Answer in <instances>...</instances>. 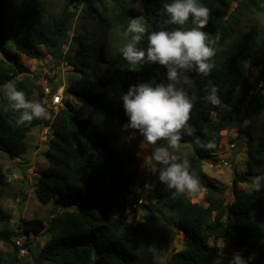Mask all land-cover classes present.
<instances>
[{
    "label": "trees",
    "instance_id": "obj_1",
    "mask_svg": "<svg viewBox=\"0 0 264 264\" xmlns=\"http://www.w3.org/2000/svg\"><path fill=\"white\" fill-rule=\"evenodd\" d=\"M139 1L136 7V0H65L60 12L48 14L44 0H0V85L11 82L31 101L38 93L36 102L45 106L43 87L22 57L40 59L47 52L80 74L69 91L89 106L83 114L67 101L66 108L53 116L18 125V114L0 94V150L12 158L24 155L28 152L26 136L33 126L52 130L46 151L49 164L36 192L44 204L55 202L64 208L54 212L48 224L40 217L24 220L27 233H49L50 238L32 262L17 258V264H161L151 246L168 249L174 237L169 217L183 231L184 246L166 264H228L236 251L245 259L252 257L249 264H264V187L255 191L251 186L252 177L259 174L254 169L264 171V95L254 90L264 82V25L240 27L246 9H255L264 19V0H237L235 7L233 0H200L209 9L203 31L214 42L212 69L208 76L189 73L192 83L178 85L196 97L188 122L195 132L182 134L180 141L192 146L191 152L182 154L200 181L199 190L192 194L176 193L161 183V165L145 172L140 139L134 130L122 128L127 117L120 96L129 84L155 85L165 80L162 66H131L120 55L119 49L131 37L126 32L129 21L142 18L148 32L179 27L164 24L163 6L171 0ZM76 2L85 3L81 14ZM90 21H94L93 29ZM183 27H194L191 17ZM120 33L128 35L126 41H120ZM106 35L105 67L96 71L95 56ZM138 47L147 48V33ZM253 68L257 69L256 86L250 82ZM209 83L218 89L217 105L203 99ZM60 86L53 85V92ZM242 123L254 149L248 157L250 168L244 173L235 169L232 197L226 201V187L204 173L203 161L216 154L224 131ZM209 141L215 143L214 148L200 147ZM146 182L149 187L142 196L140 189ZM202 191V201H192L191 196ZM131 194L147 201L135 206ZM15 195L11 181L0 175V201ZM139 206L147 211L144 219L139 218ZM12 219L13 214L0 202V241L12 244L18 253L15 240L20 232L12 227ZM232 235L236 249L222 260L219 241ZM23 247L30 246L25 242Z\"/></svg>",
    "mask_w": 264,
    "mask_h": 264
},
{
    "label": "clouds",
    "instance_id": "obj_2",
    "mask_svg": "<svg viewBox=\"0 0 264 264\" xmlns=\"http://www.w3.org/2000/svg\"><path fill=\"white\" fill-rule=\"evenodd\" d=\"M163 12L167 17L164 20L165 25L179 27L171 30L161 27L159 30L148 32L140 17L131 18L127 25L126 32L130 33L131 37L119 49L122 58L131 66H162L165 70V80L155 85L151 82L129 84L127 91L120 96L127 117V122L122 128L125 131L134 130V135L138 133L143 138V144L151 146V154L144 158V163L149 169L161 165L158 176L161 183L169 189H174L176 193L192 194L200 188L199 178L195 171L190 170L186 155L172 153L180 152L182 134L192 136L195 132L188 122L196 97H190L184 88L178 85L192 83L189 73L208 76L212 69L209 61L215 54L214 42L211 34L203 31L208 23L209 9L203 6L200 0H171V3L163 6ZM190 17L194 27L185 29L183 26ZM146 33L147 48L138 47ZM206 92L203 97L205 101L212 105L220 103L216 85L209 83ZM0 94L8 101L12 111L18 114V125L30 123L45 114L46 106L26 99L25 93L11 82L0 85ZM52 113L50 116L55 114ZM200 147L205 150L212 149L215 143L209 141L200 144ZM254 171L259 174L252 177L251 186L255 191H260L264 187V171ZM148 187L146 182L144 188ZM251 259L252 257L245 259L236 251L228 260V264H249Z\"/></svg>",
    "mask_w": 264,
    "mask_h": 264
},
{
    "label": "rangeland",
    "instance_id": "obj_3",
    "mask_svg": "<svg viewBox=\"0 0 264 264\" xmlns=\"http://www.w3.org/2000/svg\"><path fill=\"white\" fill-rule=\"evenodd\" d=\"M64 3L65 0H44V6L48 14L60 12ZM135 5L138 7L140 5V1L136 0ZM236 5L237 0H233L232 6L235 7ZM84 6V2H76L75 7H77L78 14L82 13ZM93 25L94 21H90L89 26H91L92 29ZM263 25L264 19L262 20L258 17L255 9H246V12L241 16V28L258 29ZM119 36L121 42L126 41L128 38L127 34L120 33ZM107 40L108 37L106 35L99 44L98 53L95 56L94 61L96 71L101 70L102 68L104 69L105 67L103 53L106 48ZM7 45L10 47L13 46L11 40L7 41ZM22 59L30 68V74L38 78L37 82L43 87V90L44 86L47 84L53 87V85L60 83L61 86L56 93V99L60 100L61 95L63 94L65 104L67 101H72L81 113L86 114L89 111V106L78 101L69 91V88L73 86L75 80L79 78L80 75L74 70L73 66L69 65L67 62L53 58V56L47 52H45L40 59L28 58L25 55H23ZM256 75L257 69L253 68L250 82L254 86H256ZM51 77L53 79L52 81L50 80ZM254 90L264 95V82H260ZM249 96L252 97V94H249ZM38 97L39 94L34 93V101L38 100ZM44 101L47 102L48 97H45ZM244 108V106H241L242 110H244ZM45 109L46 111L44 116L46 118L50 117L52 112H57L56 108H53L52 110L46 106ZM245 124L242 123L234 129L224 131L222 143L215 152L216 154L210 159L203 161L204 173L210 178L215 179V181H217L220 185L226 187V201H229L232 197L231 188L235 175V169L244 173L250 168L248 165V157L250 150L254 149V143L250 139L247 141L248 135L243 132ZM134 136L138 137L141 141L142 147L139 151V156L141 157L144 165V158L150 156L151 154V146L143 144V138L138 133ZM51 137L52 130L49 127L44 125L33 126L26 136V142L28 145V152L26 154L14 156L12 158L7 152L0 150L1 178L11 181L16 194L15 197H4L0 202L13 214L12 227L15 228L16 231L20 232L19 236L22 241H24V243H28L30 246L29 248H26L25 251H18V253H16L12 244L0 241V261L3 264H17V258L22 263L32 262V257L34 255H38L40 247L50 238L49 233H44L40 236H35L33 233H27L24 220L40 217L46 224H48L54 212L60 213L64 209L58 204H55V202L44 204L38 199L36 192L39 177L49 164L46 151ZM238 144H240V148ZM238 148L239 150L236 152V149ZM191 151L192 146L190 144L180 143V152L172 154L180 155ZM145 168L146 169L144 171L147 172L148 167L145 166ZM240 184L242 187H248L245 183ZM144 185L145 184H143L140 189V194L142 196L146 195L147 192V188H144ZM203 192L204 191H202L199 196H191L192 201H202ZM137 209L140 216L138 217L144 219L147 215V211H145L144 206H139ZM169 218L173 223L174 237L171 240L168 249H163L156 244L151 246L161 264H166L172 253L184 246L183 231L179 228L175 219L172 217ZM219 243L220 245L225 244L227 247L224 255L225 260H227L230 254L236 249V237L235 235L228 236L227 238L221 239ZM46 264L52 263L47 262Z\"/></svg>",
    "mask_w": 264,
    "mask_h": 264
},
{
    "label": "built area",
    "instance_id": "obj_4",
    "mask_svg": "<svg viewBox=\"0 0 264 264\" xmlns=\"http://www.w3.org/2000/svg\"><path fill=\"white\" fill-rule=\"evenodd\" d=\"M58 91V90H57ZM56 92H53V87H51L50 85H45L44 86V93L45 95L48 97V101L46 102V106L50 109L53 110V108H56L57 110H59V108H64L66 107L65 101H64V95H61V99L58 100L56 99ZM252 93V91L250 92ZM132 200H134V205H142L143 203H145L147 200L144 197H138L135 198V196L133 194H131ZM17 246H19L18 251H25L26 248L23 247L24 241H22V239L19 237L15 240ZM227 247L225 244H221L220 245V253L222 255V260H225L224 255L226 253Z\"/></svg>",
    "mask_w": 264,
    "mask_h": 264
}]
</instances>
